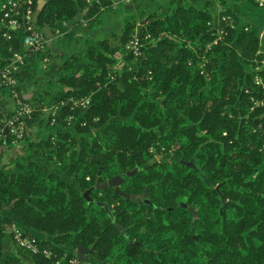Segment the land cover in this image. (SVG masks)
I'll return each mask as SVG.
<instances>
[{
	"label": "trees",
	"instance_id": "obj_1",
	"mask_svg": "<svg viewBox=\"0 0 264 264\" xmlns=\"http://www.w3.org/2000/svg\"><path fill=\"white\" fill-rule=\"evenodd\" d=\"M33 3L34 22L46 37L47 28L56 34L58 23L79 11L98 26L114 7L110 0ZM146 19L138 27V58L125 47L137 26L128 13L120 32L90 39L96 47L79 72L73 67L85 41L58 54L60 73L35 76L31 96L23 84L28 69H19L18 90L33 106L25 149L34 157L17 158L12 171L0 166V201L29 234L56 237H37L52 254L34 253L35 264H52L81 245H95L86 253L93 264H264V102L254 101L263 98L255 82L258 74L264 78L259 28L239 25L231 0L212 8L173 4L167 13L148 11ZM4 28L0 66L23 47L22 30L7 39ZM54 87L64 88L53 97L61 103V124L43 111ZM84 96L86 106L73 103ZM33 126L51 131L46 142L31 137ZM137 164L144 167L121 184L128 195L94 188L93 198L107 207L84 195L98 175L125 176ZM5 230L0 215V264H25L4 251Z\"/></svg>",
	"mask_w": 264,
	"mask_h": 264
},
{
	"label": "built area",
	"instance_id": "obj_2",
	"mask_svg": "<svg viewBox=\"0 0 264 264\" xmlns=\"http://www.w3.org/2000/svg\"><path fill=\"white\" fill-rule=\"evenodd\" d=\"M102 2L104 0H92ZM111 2H119L120 0H110ZM264 0L260 1L263 4ZM0 23L6 26V31L3 35L7 39H12L14 34L12 31H24L22 34V43L34 51L46 50L49 38L46 37L37 27L34 22V3L33 0H6L1 5ZM219 33L221 29L217 28ZM60 28L56 29L55 35H60ZM132 45L135 57L141 54V41L138 35L132 37L129 45ZM12 48V47H11ZM50 58L49 53H45L43 61L46 62ZM264 61V60H262ZM24 66V54L18 50H13L6 64L0 66V92L5 89L9 90L12 97L11 113L8 115L6 122L0 124V146L10 148V150L20 149L26 141V136L29 130L28 119L32 116L33 106L31 102L21 97L18 86L21 84L18 71ZM255 82L263 88V98L254 99L255 104L264 102V78L259 74L255 76ZM89 96L73 99V103L78 106H86L89 102ZM63 103V102H62ZM61 103L45 104L43 111L46 116H51V122L55 123L59 118V109ZM74 115L70 114L67 118V124H72ZM83 122V124H85ZM7 130V131H6ZM10 233L14 243L32 253L42 252L47 256L52 254L49 248H42L37 236L29 234L27 230L17 224H13ZM52 264H82L80 258L76 254L69 255L65 253L62 256H57L53 259Z\"/></svg>",
	"mask_w": 264,
	"mask_h": 264
},
{
	"label": "crops",
	"instance_id": "obj_3",
	"mask_svg": "<svg viewBox=\"0 0 264 264\" xmlns=\"http://www.w3.org/2000/svg\"><path fill=\"white\" fill-rule=\"evenodd\" d=\"M186 2H191L199 8H212L218 4L219 0H126L125 2L124 1L121 2L118 6L114 7L113 9H110L102 13L101 15L102 24L99 28L95 29L94 31L92 30L90 32H88L89 29L84 31H86L87 34L89 33L96 34V36H98L97 34H106L109 30L119 31L122 28V24L120 20L126 13L141 14L142 12H148V11L149 12L159 11L161 13H167L169 12L173 4L181 5ZM232 3H233V9L239 14L243 22H248L249 24H255L256 26L259 27V29L260 27H262V29L264 28V6L262 8H257L256 3L258 4V0H232ZM74 31L73 29H70L65 34H73ZM48 35L51 36L50 34ZM52 36L54 39V34H52ZM53 39L49 42L50 43L49 48L53 44L57 45L58 48L61 47L60 44L62 45V39L61 40H58L57 38L54 40ZM261 40L263 42L264 37ZM262 46H264V44H262ZM70 49H71L70 47L69 48L61 47L60 49L53 48L51 51L53 54H56L55 55L56 57L53 58L52 60L53 62L48 64L49 66L47 65L45 67H41L38 70V73H42L48 76H53L60 73L63 69V60L58 54L62 52H69ZM81 69L82 68L80 66L79 69L76 71L78 72ZM23 84H25V82ZM2 96L3 95L0 92V124H4L6 122V119L8 115L11 113V108H12L11 101L9 104H5L4 102H2L1 99ZM30 131L32 132L33 128L30 129ZM37 131H41V130L36 129V132ZM32 133L29 134L31 135ZM43 133H47L46 134L47 137L45 136V138H48L51 134V131L47 129V132H43ZM40 139L44 141V139L42 138V134ZM25 155L27 158L34 157V153L31 149L27 151ZM1 156L2 154H0V157ZM8 166H9L7 167L8 171L14 170V166H12V164L9 163ZM1 167H4V165H2ZM0 215L2 216V223L6 228L5 235L3 237L4 251L15 252L25 262V264H35V260L33 257L34 253L18 247L14 243L12 239V235L10 233V229L13 224L20 225L25 229H27V225L24 224L23 221L18 216L15 215V213L12 211L11 206L5 204L3 201H0ZM32 231H33L32 234L37 236L38 238L41 239L50 238L53 241L57 242L56 237L49 236L42 230L32 229Z\"/></svg>",
	"mask_w": 264,
	"mask_h": 264
},
{
	"label": "rangeland",
	"instance_id": "obj_4",
	"mask_svg": "<svg viewBox=\"0 0 264 264\" xmlns=\"http://www.w3.org/2000/svg\"><path fill=\"white\" fill-rule=\"evenodd\" d=\"M4 1H6V0H4ZM4 1L1 2L0 7H1V5H2V3ZM39 1L41 2L42 0H39ZM123 1L125 2L126 0H120L119 2H115L113 6L116 7V6H118ZM260 1L261 0H258V4L259 5L256 3V7L257 8H262L264 6V3L263 4H260ZM146 13L147 12H142L141 14L132 13V14H135L136 15L137 26H136V28H135V30H134L131 38L127 41V43L125 45V47L127 49H129V50H132L133 49L132 45L131 44L129 45L132 37L135 36V35H138L139 36V28L138 27L140 25H144L147 22ZM126 14H128V13H126ZM125 15L120 20V22L122 24V27H123L124 22H125L124 21ZM81 16H83V12L82 11H79V13L76 15V17L58 23V25L56 27L57 28H60V30H61V32L59 33L60 34V37H57V36L54 37V39H56V38L58 40H61L62 39V45L60 44V46L61 47H66V48H69L70 47L71 48L70 50H72V48L74 47V44H76V42L79 45H81L82 41H85V49H84V51L82 53V57H81V59H79L74 64L73 72H77L76 70H78L80 66L82 68L83 65L89 60L88 54H87L88 49L93 48V47H96L93 44V42H90V39L91 38H100V37H104V36H109V35L112 34V32H120V30L122 29L121 28L119 31H115V30L111 31V30H109L106 34H97L98 36H96V34H91V33L87 34L86 31H84V30L89 29L88 32H90L92 30L94 31L95 29H97V28H99L101 26V24H102V17H101V20H100V24L98 26H96V25L92 26V24L90 25L88 21L87 22H86V20L83 21V18H81ZM80 19H81V21H80ZM0 24L3 25V23H0ZM212 24H213V29L217 31V27H216L217 19L216 18L213 19ZM239 25H249V24H248V22H243L242 19L239 16ZM3 26L5 27L3 32H5L6 31V26L5 25H3ZM70 29H73V31L75 30L74 33L73 34H65ZM22 32H24V31H22ZM259 32H260V36H261V39H262L264 37V28L262 29V27H260ZM18 33H19V31H15V32L12 31V34H18ZM46 34H50L51 35V36L48 35V38H49V41L47 43V47H48L49 44H50L49 42L53 39V38H51L53 36H52V32L49 30V28L46 29ZM148 36H149V34H146V37H148ZM85 39H89V41H86ZM262 44H264V41L262 42V40H261V42H260V48H259L260 51L264 50V46H262ZM11 47H13V46H11ZM61 47L58 48L57 45L53 44L50 47L51 49L49 48V51H51L53 48L60 49ZM13 50H18V51H20V52H22L24 54V66H25V70L28 69V72L26 70L25 73H23L25 75V80H24L25 85H24V89L26 90V94L28 96H31L32 89L34 88L33 80H34L35 76L37 75L38 70L41 67H45L48 64H50L51 62H53L52 60L56 56L49 54V56H50L49 60L46 61V62H44L43 61V56H44L45 53H48L46 50L34 51V50H31L30 48H28L24 44H23V47L21 49H13ZM138 57H135V58H138ZM262 60H264V58H262ZM262 60H261V63L260 64L261 65H264V61H262ZM63 91H64V88L63 89H58L56 87L52 88V93H50L48 95V98H47V104L53 103V100H54L53 97H54V95L55 94H58V93H61ZM1 93L3 95L1 97L2 102H4L5 104H9L10 101H11V105H12V97L9 94L5 93L4 91H2ZM71 114H73V113H71ZM58 116H59V119L60 120L58 119L59 122L58 121L57 122L59 124H61V122L64 119V116L62 115V113H60ZM68 116H67V118H68ZM71 125L72 124H70V125L68 124L66 127H72ZM32 128H33V131H32L33 133L31 132L32 133L31 134V137L32 138L34 137L35 140H41L40 137H41V134H42V138L44 139L43 142H46L47 141L46 140L47 138H45V136H46L47 133H43V132H47V128L46 127H44V126H42V127H37V126L35 127V126H33ZM36 129H39L41 131H37L36 132ZM26 144H27V141L24 142V144L20 147V149H14V150H10V148H8V147L7 148H4L3 146H0V152H2V156L0 157V166L4 165L5 170H7V167H9L8 166L9 163L12 164V166H14L17 158H23V159L27 158L26 155H25V153H27V151H29V150L25 149V145ZM153 150H154L155 154L158 155V157L161 156V153H157L156 148H153ZM52 166H55V165L52 164ZM136 166H139L140 168L144 167V165H139V164H137ZM135 167H133V168H135ZM127 176H129V175L126 172V175L124 177H127ZM106 179H108V177H106L105 180ZM101 180H103V179H101ZM108 187H110V189L112 191L114 190V186L113 185H111V186L109 185ZM108 187H106V188H108ZM99 189H102V188H99ZM103 193H104L103 191H99V195H101ZM114 204L115 203H113V206H114Z\"/></svg>",
	"mask_w": 264,
	"mask_h": 264
},
{
	"label": "water",
	"instance_id": "obj_5",
	"mask_svg": "<svg viewBox=\"0 0 264 264\" xmlns=\"http://www.w3.org/2000/svg\"><path fill=\"white\" fill-rule=\"evenodd\" d=\"M7 131V130H6ZM187 163H190V164H193L192 161H187ZM140 169L139 166H136L135 168L133 169H128L127 170V174L128 175H131L133 174L134 172L138 171ZM99 173H101V171H99ZM126 178L123 177L121 174H117V175H114L113 177H110L109 179H106V180H101V176L98 175L97 176V179H96V183L92 186H90L89 188H87L84 192V195L86 196V198L89 200V201H92V200H95L93 198V196L91 195V192L94 188H106L108 187L109 185H113L115 187V190L120 192L121 194H124V195H128L129 193L128 192H125L121 186H120V183H123L125 182ZM95 202L101 206H105L107 207L108 206V203L107 201L105 200H101V199H96ZM191 209L194 211V213L196 214V209L191 207ZM116 225L118 226V228L120 229H123V225L116 222ZM94 246L95 245H92L91 247H85V246H78L77 249H76V254L77 256L80 258L82 264H93L87 257L86 253L92 249H94Z\"/></svg>",
	"mask_w": 264,
	"mask_h": 264
},
{
	"label": "flooded vegetation",
	"instance_id": "obj_6",
	"mask_svg": "<svg viewBox=\"0 0 264 264\" xmlns=\"http://www.w3.org/2000/svg\"><path fill=\"white\" fill-rule=\"evenodd\" d=\"M123 177H124V176H123ZM108 179H109V178H108ZM121 184H122V183H120V186H121ZM144 194H146V192H145ZM144 199H145V201L150 202L148 197H145Z\"/></svg>",
	"mask_w": 264,
	"mask_h": 264
}]
</instances>
